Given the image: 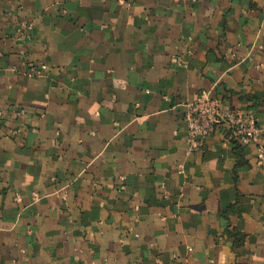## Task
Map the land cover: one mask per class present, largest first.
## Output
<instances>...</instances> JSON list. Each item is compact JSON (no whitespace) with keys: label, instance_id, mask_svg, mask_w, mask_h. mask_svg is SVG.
<instances>
[{"label":"crops","instance_id":"0c3cea01","mask_svg":"<svg viewBox=\"0 0 264 264\" xmlns=\"http://www.w3.org/2000/svg\"><path fill=\"white\" fill-rule=\"evenodd\" d=\"M202 95L264 141V0H0V264H264L257 145L186 153Z\"/></svg>","mask_w":264,"mask_h":264},{"label":"built area","instance_id":"2783aa9c","mask_svg":"<svg viewBox=\"0 0 264 264\" xmlns=\"http://www.w3.org/2000/svg\"><path fill=\"white\" fill-rule=\"evenodd\" d=\"M30 33L32 25L23 26ZM33 70V69H32ZM184 120L186 126V153H192L203 147V141L208 139L219 127H226L230 137L239 145H257L256 160L264 170V141L259 140L260 129L252 112L229 111L208 95H202L192 103L184 105Z\"/></svg>","mask_w":264,"mask_h":264},{"label":"trees","instance_id":"16d2710c","mask_svg":"<svg viewBox=\"0 0 264 264\" xmlns=\"http://www.w3.org/2000/svg\"><path fill=\"white\" fill-rule=\"evenodd\" d=\"M238 144V143H237ZM239 145V144H238Z\"/></svg>","mask_w":264,"mask_h":264}]
</instances>
